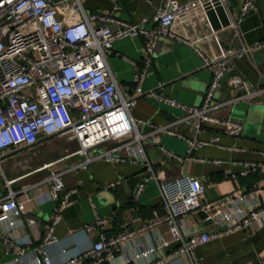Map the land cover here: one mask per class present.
Instances as JSON below:
<instances>
[{
  "label": "crops",
  "instance_id": "0c3cea01",
  "mask_svg": "<svg viewBox=\"0 0 264 264\" xmlns=\"http://www.w3.org/2000/svg\"><path fill=\"white\" fill-rule=\"evenodd\" d=\"M58 18L64 25L90 21L93 13L109 14L114 21L137 23L142 17L149 19L145 25L151 28L162 0H78L77 4L54 0ZM193 0H178L187 3ZM244 0H228L222 4L211 0L198 8L179 16L172 25V31L190 40L205 55L218 58L225 50L239 51L243 46L264 42V0H251L255 10L243 20V39H235L231 34V20L238 14ZM113 30L117 29L112 24ZM143 41L123 39L113 43L112 53L106 59L109 74L121 94L130 95L133 68L131 61H143ZM213 67H206L191 46L162 37L156 43L152 63L143 83L144 90H155L160 95L183 105L198 106L212 77ZM238 77L250 88L264 87V47L249 51L241 57H233L227 67L216 101H229L244 93L242 87L234 89L231 80ZM220 120L230 119L243 125L242 135L232 138L224 134L223 127L216 123L201 126L197 138L209 141L219 137L218 146H204L187 154L188 142L193 138L190 122L181 123L175 131L184 139L161 135L157 143L146 142L144 149L151 163L153 175L158 181L169 180L181 175L198 179L205 190L200 198L204 206L227 194L250 195L249 201L264 205V100L260 98L242 99L213 113ZM134 119L151 121L156 126L181 119L185 113L166 103L140 98L130 110ZM138 130L147 129L139 125ZM37 147L11 148L2 152L0 163V195L7 194L5 181H14L11 190L16 192V201L23 220H34V229H11L0 224V231L15 238L27 235L30 245L22 258L31 262L34 246L42 242L47 225L53 215L54 202L51 200L46 182L50 170H39L48 163L57 162L67 154L77 150L75 141L51 136L41 139ZM47 143V144H46ZM161 148L165 149L163 152ZM50 152L47 161L37 156L44 150ZM167 152L173 154L170 157ZM197 158L203 162L188 161ZM178 159H182L179 161ZM82 161L73 156L55 166L63 171L66 190L75 189L72 205L62 213V221L55 227L54 244L47 247V253L54 264L76 256H86L91 246L98 241L100 233L115 236L129 233L131 236L120 247L113 258L102 264H154L157 259L169 254L175 244L167 248H157L154 255L133 260L136 252L158 245L161 239L170 240L168 225L152 223L166 216L161 204L158 184L155 180L144 183L135 198V191L149 174L136 163H110L103 160L91 162L86 170H70ZM241 162L254 163L257 168L246 175ZM118 182L111 189L107 184ZM230 210L231 208L228 207ZM233 209V208H232ZM221 210L198 209L193 214L178 221L185 237L206 233L213 236L207 243L194 248V256L200 264H264V220L251 222L248 226L227 232V225L220 218ZM207 215L212 219L206 221ZM96 217L106 221L104 228L88 230ZM15 255L5 253L0 243V264H11ZM188 258L181 256L166 264H187ZM83 264H92L88 258Z\"/></svg>",
  "mask_w": 264,
  "mask_h": 264
},
{
  "label": "built area",
  "instance_id": "2783aa9c",
  "mask_svg": "<svg viewBox=\"0 0 264 264\" xmlns=\"http://www.w3.org/2000/svg\"><path fill=\"white\" fill-rule=\"evenodd\" d=\"M209 1L179 3L178 0H162L151 19L153 26L146 28L149 22L146 17L137 23H127L114 21L109 14L104 13L90 15L89 19L95 25L88 22L64 25L57 16L58 3L54 0H0V154L11 148L37 147L43 142L42 138L51 136L72 140L77 144L76 151L39 168L50 170L46 182L54 202V211L42 242L31 249L32 259L27 264H54L47 253V247L56 242L53 236L55 227L62 221V213L72 205V196L76 192L75 189L66 190L64 172L55 166L73 156L82 157V161L70 170H86L96 160L119 164L132 162L144 168L149 174L136 189L135 198L144 183L152 179L157 181L166 216L153 222L152 226L166 223L170 240L161 239L157 246L136 252L133 260L147 258L154 255L157 248H167L174 243L175 248L169 254L159 259L153 258L154 264H166L181 256L188 258L187 264H200L193 250L207 243L213 236L199 233L185 237L179 229L178 221L201 208L206 211L221 210L220 218L227 225L226 233L246 227L251 222L264 220V205L250 202L251 194L236 196L231 193L202 206L200 198L205 188L198 179L181 175L158 181L145 153L144 144L147 141L157 143L161 135L184 139L175 131V127L186 122H190L193 132V138L187 140L188 155L204 146L219 145L218 136L209 141L197 138L205 123L219 124L226 136L238 138L242 135L243 125L230 119H217L213 113L242 99L264 100V87H247L238 77L231 80V85L234 89L242 87L244 93L229 101L215 100L231 58L262 48L264 42L243 46L237 52L225 50L218 58H210L190 40L172 31V25L179 16ZM219 1L226 4L228 0ZM62 2L77 4L78 0ZM255 8L253 1H243L238 14L231 20L233 38L243 39L241 25L246 15ZM112 24H116L117 29L113 30ZM162 37L191 46L206 67H213L211 80L200 105H183L155 90L143 89L156 43ZM137 38L143 41V61L140 65L130 62L133 68L132 84L130 95L125 97L112 80L106 59L112 53L114 42ZM140 98L166 103L183 111L185 116L162 126L134 119L130 116V110ZM139 125L147 131L141 133ZM98 149L100 152H97ZM161 150L166 152L163 148ZM167 154L173 157V154ZM187 160L204 161L197 158ZM239 165L246 168L241 173L243 175L257 168L254 163L241 162ZM13 182L5 181L7 194L0 195V224L8 226L11 232L26 228L33 230L34 220H23L21 217L16 201L17 193L10 188ZM117 184H107L103 188L108 190ZM211 219V215L205 218L206 221ZM105 223L104 219L96 217L87 229H102ZM130 236L129 233L115 236L100 233L98 241L91 246L86 256L71 257L61 264H83L85 258L90 259L92 264H102L113 258ZM0 243L6 254L14 253L11 264H25L22 258L30 245L27 235L15 238L0 231Z\"/></svg>",
  "mask_w": 264,
  "mask_h": 264
},
{
  "label": "rangeland",
  "instance_id": "374dc122",
  "mask_svg": "<svg viewBox=\"0 0 264 264\" xmlns=\"http://www.w3.org/2000/svg\"><path fill=\"white\" fill-rule=\"evenodd\" d=\"M148 143H150L149 141H147ZM47 144V143H46ZM97 152H100V149L97 150ZM49 155H50V152L47 150H44L43 154L40 156L38 155L36 159L40 160V161H47L49 159Z\"/></svg>",
  "mask_w": 264,
  "mask_h": 264
}]
</instances>
